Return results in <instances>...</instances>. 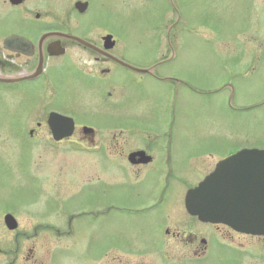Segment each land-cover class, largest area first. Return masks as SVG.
Wrapping results in <instances>:
<instances>
[{
  "label": "flooded vegetation",
  "instance_id": "1",
  "mask_svg": "<svg viewBox=\"0 0 264 264\" xmlns=\"http://www.w3.org/2000/svg\"><path fill=\"white\" fill-rule=\"evenodd\" d=\"M117 5L118 0H0V140H10L9 149L22 141L31 143L36 152L39 140L66 143V152L79 151L97 169L88 186L69 194L73 198L80 193L94 202L77 204L67 197L63 203L45 202L47 211L40 216L46 218L56 208L68 209L63 228L45 225L54 234L71 233L72 221L92 208L95 217L109 210L134 217L114 220L116 228L104 243L99 234L98 264H264V232L201 221L185 206L187 190L247 144L213 148L215 153L201 164V177L193 152L189 162L179 159L171 134L162 133V80H173L175 89L181 81L174 75L162 77L169 55L152 60L129 47L123 50ZM256 60L257 54L250 72ZM243 73L247 68H223L209 76L207 93L220 108L264 105L262 87L256 88L252 105L239 106L251 101L237 94L233 81ZM250 82L253 87L256 78ZM53 113L61 120L52 119ZM7 165L0 147V187ZM238 166L232 165L236 176ZM228 172L230 176V167ZM239 182L229 177L216 182L222 190L219 204L240 193L261 194L244 187L247 180L235 193ZM103 191L111 192L106 204ZM8 213L17 219L20 212H0V264H59L50 259L49 237L24 241L26 231L18 222L7 227ZM36 225L34 234L40 228ZM110 249L116 253L111 258Z\"/></svg>",
  "mask_w": 264,
  "mask_h": 264
},
{
  "label": "rangeland",
  "instance_id": "2",
  "mask_svg": "<svg viewBox=\"0 0 264 264\" xmlns=\"http://www.w3.org/2000/svg\"><path fill=\"white\" fill-rule=\"evenodd\" d=\"M115 13L124 51L129 47V51L149 54L147 57L152 60L170 52L174 54L162 64V77L177 76L181 84L176 90L173 80H162V133L171 134L179 159L183 156L189 162L193 152L200 175L201 164L206 163L213 148L234 147L239 142L264 147V105L220 108L206 87L209 76L216 71L245 67L248 73L233 81L237 94L251 101L239 106L253 104L258 97L256 88L263 87L264 91V0H118ZM174 20L169 32L170 50L166 25ZM255 54L257 66L250 72ZM253 76L256 82L251 87ZM50 141H37L36 152L31 143L22 141L17 149L14 144L9 149L10 140H0L8 164L2 171L0 212H20L17 219L20 228L26 231L22 236L24 241L31 243L36 237H49L50 259L59 264H98L99 234L104 243L111 239L116 228L114 220L134 217L116 210L95 217L92 208L93 213L77 215L71 233L64 234L61 230L59 235L54 234L53 227L45 223L63 228L68 209L56 208L52 217L46 218L40 216L47 211L42 204L63 203L66 197L77 204L93 203L83 194L73 198L69 194L80 185L88 186L95 179L97 169L79 151L66 152V143ZM100 195L103 204L112 200L109 191ZM35 225H40L37 234L32 230ZM28 233L35 237H29ZM108 254L111 258L116 253L114 250ZM42 255L45 259V252Z\"/></svg>",
  "mask_w": 264,
  "mask_h": 264
},
{
  "label": "water",
  "instance_id": "3",
  "mask_svg": "<svg viewBox=\"0 0 264 264\" xmlns=\"http://www.w3.org/2000/svg\"><path fill=\"white\" fill-rule=\"evenodd\" d=\"M122 62L136 68L125 61ZM55 117L56 115L51 118L61 120V118ZM259 163L262 164L261 169H255V165ZM234 164L239 165L240 172L239 174L237 173V176L234 175V167H232ZM229 167L230 176L228 175ZM228 177L229 179L240 181L235 186V193L242 190L243 181L247 180L248 182L244 187L255 189L261 194L240 193L228 198L227 203L219 204L222 190L220 191L221 188L216 187V182L222 180L224 182L228 180ZM214 184L215 188L212 191ZM212 195H214V198L211 197ZM185 203L188 211L197 214L201 220L223 221L249 232L264 231V218L261 217L264 214V150L245 149L226 158L213 174L207 175L196 187L187 191ZM218 215L222 216L218 217ZM5 220L9 227H14L16 224L10 214L5 216Z\"/></svg>",
  "mask_w": 264,
  "mask_h": 264
}]
</instances>
